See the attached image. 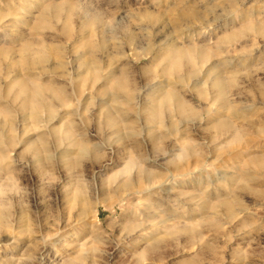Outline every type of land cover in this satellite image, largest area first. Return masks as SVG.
<instances>
[{
    "label": "clouds",
    "instance_id": "clouds-1",
    "mask_svg": "<svg viewBox=\"0 0 264 264\" xmlns=\"http://www.w3.org/2000/svg\"><path fill=\"white\" fill-rule=\"evenodd\" d=\"M0 264H264V0H0Z\"/></svg>",
    "mask_w": 264,
    "mask_h": 264
}]
</instances>
